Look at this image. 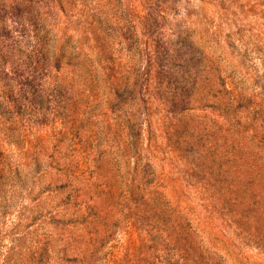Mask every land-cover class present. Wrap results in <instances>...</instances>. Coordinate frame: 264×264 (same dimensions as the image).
<instances>
[{
    "label": "rangeland",
    "instance_id": "rangeland-1",
    "mask_svg": "<svg viewBox=\"0 0 264 264\" xmlns=\"http://www.w3.org/2000/svg\"><path fill=\"white\" fill-rule=\"evenodd\" d=\"M233 130L264 149V0H0V264L153 262L132 194L264 264L190 161Z\"/></svg>",
    "mask_w": 264,
    "mask_h": 264
},
{
    "label": "trees",
    "instance_id": "trees-1",
    "mask_svg": "<svg viewBox=\"0 0 264 264\" xmlns=\"http://www.w3.org/2000/svg\"><path fill=\"white\" fill-rule=\"evenodd\" d=\"M225 91L231 93L227 88ZM230 103L227 101L224 108L228 109ZM179 110L186 111L185 107H179ZM196 137L192 136L193 139ZM194 147L190 161L200 175L198 185L223 200L219 206L228 225L252 237L264 234V149L255 144L253 137L248 140L234 130L224 135L219 150L206 146L199 139ZM131 149L128 148V153L138 159V151L131 152ZM62 174L69 176L68 165H64ZM128 198L135 205L139 204L143 218L140 223L142 245L147 249L150 241L159 240L154 261L143 264H223L213 251L198 243L189 220L166 207L160 197L132 194ZM68 240L72 241L74 237H68L66 242ZM87 248L83 249L80 258L75 255L72 260L81 259L84 264H95L94 249H89L88 253Z\"/></svg>",
    "mask_w": 264,
    "mask_h": 264
}]
</instances>
